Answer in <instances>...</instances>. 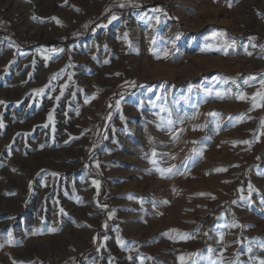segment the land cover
I'll return each instance as SVG.
<instances>
[{"label": "rangeland", "instance_id": "rangeland-1", "mask_svg": "<svg viewBox=\"0 0 264 264\" xmlns=\"http://www.w3.org/2000/svg\"><path fill=\"white\" fill-rule=\"evenodd\" d=\"M0 33V264H264V0H0Z\"/></svg>", "mask_w": 264, "mask_h": 264}, {"label": "trees", "instance_id": "trees-1", "mask_svg": "<svg viewBox=\"0 0 264 264\" xmlns=\"http://www.w3.org/2000/svg\"><path fill=\"white\" fill-rule=\"evenodd\" d=\"M166 9V7L164 6V5H157V6H155V9ZM80 35H77V34H75V36H73V37H75L73 40L75 41L76 39H78V38H82V37H86V36H89L90 34H91V31H90V29L89 30H87V31H82V32H80L79 33ZM9 36L7 35V34H5V33H0V39H7ZM9 39H11L12 41H14V39L13 38H9ZM19 44H23L24 42H22V41H20V42H18ZM103 124V121H98V122H96V124H95V129L97 128V127H99L100 128V126ZM101 136H99V139L101 140ZM92 174V176L94 177V178H98V179H100L101 181H102V187H101V190H100V195H99V198L102 200L103 198H104V196H105V184H104V181H103V179H101V178H99V177H97V176H95L93 173H91ZM100 246V241H99V243L96 245V246H94V247H92L88 252H86L81 258H80V260H79V263L78 264H82L83 262H84V260H85V258L87 257V256H89V255H91V254H93L97 249H98V247ZM74 264V263H73Z\"/></svg>", "mask_w": 264, "mask_h": 264}, {"label": "snow or ice", "instance_id": "snow-or-ice-1", "mask_svg": "<svg viewBox=\"0 0 264 264\" xmlns=\"http://www.w3.org/2000/svg\"><path fill=\"white\" fill-rule=\"evenodd\" d=\"M120 7H124V5L123 4H121L120 5ZM153 11H161L160 9H154ZM112 19H116V17L115 16H113L112 17ZM57 23H59V21H57ZM250 39H255L254 37H250ZM157 58L159 59L160 57L159 56H157ZM262 83H264V81H262ZM217 95H219V94H217ZM258 95H260L259 93H258ZM93 98H95V97H93ZM244 97L243 96H240V97H238V99H243ZM262 98H264V97H262ZM118 106V105H117ZM256 105H255V103H254V105H253V107H255ZM0 127H3V125L2 124H0ZM247 143V142H246ZM153 155H155V153H153ZM153 163H155V161H152ZM168 171H171V169H169Z\"/></svg>", "mask_w": 264, "mask_h": 264}, {"label": "bare ground", "instance_id": "bare-ground-1", "mask_svg": "<svg viewBox=\"0 0 264 264\" xmlns=\"http://www.w3.org/2000/svg\"><path fill=\"white\" fill-rule=\"evenodd\" d=\"M24 239V238H23Z\"/></svg>", "mask_w": 264, "mask_h": 264}]
</instances>
